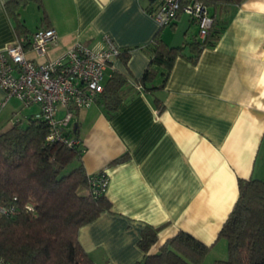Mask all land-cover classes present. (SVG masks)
<instances>
[{
	"label": "crops",
	"instance_id": "crops-1",
	"mask_svg": "<svg viewBox=\"0 0 264 264\" xmlns=\"http://www.w3.org/2000/svg\"><path fill=\"white\" fill-rule=\"evenodd\" d=\"M10 1L0 0V50L46 26L56 30L57 44L42 56L26 44L32 61L54 59L76 42L99 49L104 34L122 50L114 70L133 86L129 97L111 115L95 101L75 110L70 121L82 148L74 166L81 161L87 175L104 170L109 178V210L78 231L90 259L140 261L141 231L151 226L157 240L149 253L184 231L210 246L201 264H220L227 252L218 234L237 199L238 180H264V0L215 7L221 32L195 62L188 57L189 43L198 39L196 24L181 13L160 27L152 16L157 0H29L17 6V18ZM17 22L27 36L18 35ZM157 32L169 46H182L183 54L163 87L145 92L136 81ZM5 96L0 88V132L12 127L13 117L39 111L38 104L24 106L15 97L2 104Z\"/></svg>",
	"mask_w": 264,
	"mask_h": 264
},
{
	"label": "trees",
	"instance_id": "trees-1",
	"mask_svg": "<svg viewBox=\"0 0 264 264\" xmlns=\"http://www.w3.org/2000/svg\"><path fill=\"white\" fill-rule=\"evenodd\" d=\"M28 1H10L9 12L17 18V6ZM200 1L209 10L212 25L203 40L189 43L192 55L188 58L193 62L203 47L215 43L221 32L212 10L219 4H240L243 0ZM16 28L18 35H26L21 22ZM147 50L148 65L136 81L145 92L162 88L175 58L183 54L182 46H169L158 32ZM157 77L161 78L159 83H155ZM132 90L127 78L113 70L96 102L111 115ZM153 101L159 105L157 98ZM35 114L0 132V202L8 204L16 196L17 206L11 216L0 217V256L15 264H95L80 245L78 231L109 210L110 202L105 193H93L92 174H86L81 161L61 174L69 161L79 159L82 148L48 142L47 121L34 117ZM77 130L75 126L67 133L76 137ZM125 158L123 155L113 162ZM26 203L32 204L33 211H25ZM218 238L226 241L227 252L226 258L218 261L220 264H264V180H238L237 199ZM156 240L157 230L144 227L139 240L144 256L132 264H201L210 250V246L190 234L178 231L151 254L149 250Z\"/></svg>",
	"mask_w": 264,
	"mask_h": 264
},
{
	"label": "built area",
	"instance_id": "built-area-1",
	"mask_svg": "<svg viewBox=\"0 0 264 264\" xmlns=\"http://www.w3.org/2000/svg\"><path fill=\"white\" fill-rule=\"evenodd\" d=\"M181 13L196 24L197 37L203 40L212 25V17L200 0H157L152 16L162 27L172 25ZM57 40L56 30L46 26L33 31L28 38L19 37L0 50V88L6 92L2 104L10 97L17 98L24 106L38 104L40 108L34 117L47 121L46 140L73 148L80 145L78 138L67 133L71 130L73 113L96 101L122 50L110 35L104 34L103 46L99 49L76 42L51 60L35 62L25 56L26 44L37 56H42L49 46L57 44ZM60 109L66 110L62 116L58 115ZM11 120L13 124L21 118L15 116ZM90 178L93 193H105L109 181L107 173L101 170ZM15 201L16 196L8 204L0 202V217L16 212ZM24 209L33 211V206L26 203ZM0 264L15 263L0 256Z\"/></svg>",
	"mask_w": 264,
	"mask_h": 264
},
{
	"label": "rangeland",
	"instance_id": "rangeland-1",
	"mask_svg": "<svg viewBox=\"0 0 264 264\" xmlns=\"http://www.w3.org/2000/svg\"><path fill=\"white\" fill-rule=\"evenodd\" d=\"M66 159V157L64 158ZM64 162V161H63ZM76 164V160H71L69 161L61 170V174H66L68 173Z\"/></svg>",
	"mask_w": 264,
	"mask_h": 264
}]
</instances>
